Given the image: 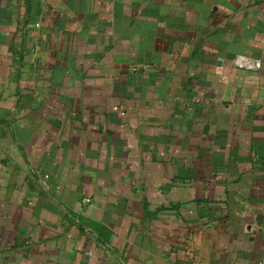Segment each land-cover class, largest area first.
<instances>
[{"label": "crops", "instance_id": "0c3cea01", "mask_svg": "<svg viewBox=\"0 0 264 264\" xmlns=\"http://www.w3.org/2000/svg\"><path fill=\"white\" fill-rule=\"evenodd\" d=\"M261 262L264 0H0V264Z\"/></svg>", "mask_w": 264, "mask_h": 264}, {"label": "built area", "instance_id": "2783aa9c", "mask_svg": "<svg viewBox=\"0 0 264 264\" xmlns=\"http://www.w3.org/2000/svg\"><path fill=\"white\" fill-rule=\"evenodd\" d=\"M243 59H244V58L239 57V58L236 59V62H237V63L242 62ZM259 65H260L259 63L256 64V66H259ZM86 201H89V199L87 198ZM259 264H264V262H261V263H259Z\"/></svg>", "mask_w": 264, "mask_h": 264}]
</instances>
